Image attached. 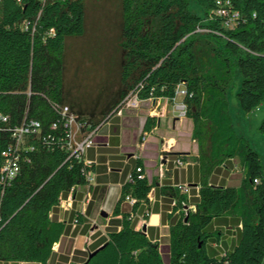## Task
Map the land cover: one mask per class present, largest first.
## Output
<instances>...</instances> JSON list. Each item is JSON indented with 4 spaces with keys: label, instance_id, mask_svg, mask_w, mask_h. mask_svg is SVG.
Masks as SVG:
<instances>
[{
    "label": "trees",
    "instance_id": "trees-1",
    "mask_svg": "<svg viewBox=\"0 0 264 264\" xmlns=\"http://www.w3.org/2000/svg\"><path fill=\"white\" fill-rule=\"evenodd\" d=\"M196 2L204 18L189 0H0V262L50 264L54 256L66 226L52 212L93 170L71 146L70 117L84 134L117 115L131 95L175 101L183 90L202 180L194 210L178 188L161 189L174 199L168 261L132 216L155 185L137 158L114 211L122 216L118 226L80 264L264 263V167L236 133L228 100L240 79L242 111L264 104V0ZM93 10L118 16L116 58L88 69L102 81L83 89L72 81L70 58L89 34ZM157 123L147 118L141 143ZM259 131L264 135V119ZM232 159L240 162V185L214 183V172ZM13 162L18 172L10 178ZM130 201L132 212L122 211ZM230 219L242 226L238 240L217 255L212 246L225 235L218 226Z\"/></svg>",
    "mask_w": 264,
    "mask_h": 264
},
{
    "label": "crops",
    "instance_id": "crops-1",
    "mask_svg": "<svg viewBox=\"0 0 264 264\" xmlns=\"http://www.w3.org/2000/svg\"><path fill=\"white\" fill-rule=\"evenodd\" d=\"M182 101V97L176 101L145 100L137 110H126L122 115L109 117L91 132L87 130L83 135L78 133L74 142L88 134L93 136L94 145L84 153V160L93 164V180L72 192L63 193L60 204L54 208L52 216L65 224L66 231L53 247L54 256L50 264H80L106 241L110 228L118 226L122 218L121 215H115L114 211L137 158L143 160L146 176L150 181L154 179L155 185L149 194L150 202L141 204L132 216L137 229L143 232L145 228L144 233L151 241L159 243L160 250L165 243L169 251V216L172 214L174 199L163 195L161 189L166 186H186L188 201L185 207L194 210L202 180L198 161L199 146L192 138L193 122L181 115L177 108V104ZM148 117L157 119V127L141 143ZM150 138H154L156 143L149 144ZM187 138L191 141H187ZM148 152H152V159H149ZM178 154L184 155L183 165H176ZM239 164L238 159L227 161L214 172L212 181L230 186L229 181L235 177V173H241ZM122 211L132 212V203L125 202ZM227 223L225 226L220 225ZM220 224L218 227L224 229L225 235L212 246V251L217 255L233 248L242 227L236 219L224 220ZM234 232L236 237H232L229 243L228 238Z\"/></svg>",
    "mask_w": 264,
    "mask_h": 264
},
{
    "label": "rangeland",
    "instance_id": "rangeland-1",
    "mask_svg": "<svg viewBox=\"0 0 264 264\" xmlns=\"http://www.w3.org/2000/svg\"><path fill=\"white\" fill-rule=\"evenodd\" d=\"M191 11L196 13L201 18L205 17V13L200 8L196 0H189ZM118 22V16L115 11H91L89 16V34L85 40L76 44L72 49L71 55V69H72V81L83 83L84 87L87 85L94 86L99 84L101 74H92L88 69L103 68L105 64L116 58V23ZM80 69V73L77 74L75 69ZM89 71V74L87 72ZM75 73V74H74ZM86 83H88L86 85ZM241 84L240 79H236L235 83L228 90V100L230 103V112L233 119L235 131L238 135L244 136L249 141L251 147L257 151L260 155L263 167H264V135L260 133L259 127L264 119V104L256 108L249 114H245L240 106L237 98V92ZM181 114V112H180ZM172 124V123H170ZM170 127V126H169ZM187 126L184 127V130ZM71 133L73 140L78 138V127L76 124H72ZM187 141H191L187 138ZM74 143V142H73ZM156 143L154 138H150L149 144ZM149 159H152V152ZM152 161V160H149ZM237 163V161H236ZM240 166V164H239ZM242 173H235V177H232L229 181V185L237 187L240 185ZM232 237H236V232L231 234L228 238V242L231 243ZM162 258L165 263L169 259L168 244L163 243L161 248ZM264 264V263H263Z\"/></svg>",
    "mask_w": 264,
    "mask_h": 264
},
{
    "label": "built area",
    "instance_id": "built-area-1",
    "mask_svg": "<svg viewBox=\"0 0 264 264\" xmlns=\"http://www.w3.org/2000/svg\"><path fill=\"white\" fill-rule=\"evenodd\" d=\"M185 95V91L183 90H180L178 91L177 93V98L178 97H183ZM176 98V99H177ZM150 100H155V99H150ZM176 101V100H175ZM143 101L139 99V97L137 95H131L130 97H128L125 101V103L123 104L122 108L118 111V115H122L124 113V111L126 110H137L140 108L141 106V103ZM177 108L180 110L181 112V115H185V105L182 103L180 104H177ZM68 112V109L65 108L64 109V113H67ZM72 124H76L77 127H78V132L79 133H82L81 130H80V126L79 124L75 121L74 117H70L69 119V125L70 127L72 126ZM28 132V130H21L20 132ZM83 135V133H82ZM73 141V138H72V133H71V146L74 150L75 153H78L79 155H82L84 156V153H85V150L94 145V141H93V136L91 134H88L86 135V137H83L81 139H79L77 142H74ZM171 144L169 143L168 146L169 148H171L170 146ZM88 163V162H87ZM88 164H91V163H88ZM184 162L181 160V159H177L176 160V165H183ZM7 170H8V176L10 178H14L18 172V165L16 162H13V163H10L9 166L7 167ZM88 180H89V183L93 180L92 178V173H90L88 175ZM258 182V181H256ZM183 194H187L188 193V189L186 186H178L177 187ZM131 202V201H130ZM1 204V203H0Z\"/></svg>",
    "mask_w": 264,
    "mask_h": 264
},
{
    "label": "water",
    "instance_id": "water-1",
    "mask_svg": "<svg viewBox=\"0 0 264 264\" xmlns=\"http://www.w3.org/2000/svg\"><path fill=\"white\" fill-rule=\"evenodd\" d=\"M145 230H146V229L144 228V229H143V232H145ZM95 253H96V252L91 253L90 256H89V258L93 257V255H94Z\"/></svg>",
    "mask_w": 264,
    "mask_h": 264
}]
</instances>
